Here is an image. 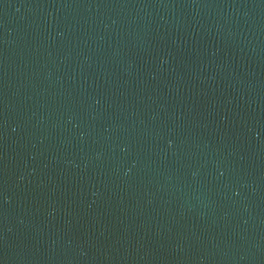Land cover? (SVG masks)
<instances>
[{
	"label": "water",
	"instance_id": "1",
	"mask_svg": "<svg viewBox=\"0 0 264 264\" xmlns=\"http://www.w3.org/2000/svg\"><path fill=\"white\" fill-rule=\"evenodd\" d=\"M0 264H264V0H0Z\"/></svg>",
	"mask_w": 264,
	"mask_h": 264
}]
</instances>
